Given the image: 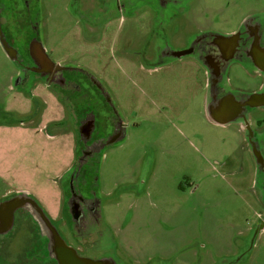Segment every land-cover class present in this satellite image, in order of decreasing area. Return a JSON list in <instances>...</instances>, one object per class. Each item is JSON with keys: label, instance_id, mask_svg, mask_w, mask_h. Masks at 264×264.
<instances>
[{"label": "rangeland", "instance_id": "1", "mask_svg": "<svg viewBox=\"0 0 264 264\" xmlns=\"http://www.w3.org/2000/svg\"><path fill=\"white\" fill-rule=\"evenodd\" d=\"M37 1L47 55L91 75L106 98L99 97L103 117L114 114L124 127L100 150L83 188L84 198L97 201L93 229L108 241L109 255L121 264H264V232H257L264 187L249 131L212 120L201 61L156 60L168 41L178 48L230 36L247 20L263 23L264 0ZM107 11L110 19L99 22ZM1 18L19 36L20 16ZM17 75L0 41V115L11 119L0 122V199L27 193L71 240L66 189L70 182L74 194L80 143L74 114L40 80L15 87ZM228 80L242 93L263 82L239 63L230 65ZM30 230L0 237V264H43L28 260L37 245Z\"/></svg>", "mask_w": 264, "mask_h": 264}, {"label": "flooded vegetation", "instance_id": "2", "mask_svg": "<svg viewBox=\"0 0 264 264\" xmlns=\"http://www.w3.org/2000/svg\"><path fill=\"white\" fill-rule=\"evenodd\" d=\"M0 7L1 17L4 14L10 17H13L14 14H18L21 18L19 36L14 35L11 27L9 29V24L12 23L13 25L14 23L12 20L8 22V28L4 29L2 25L6 39L15 50L13 63L18 72V75L14 78L15 85H18L19 88H24L31 85L34 81L40 80L47 86L53 87L60 99L67 103L74 114L72 120L76 123L80 143L77 162L72 170L71 182L73 181L72 190H74V194L71 193L70 182H68L66 189L67 200H70V204H66L67 217L65 218L72 231V239H66L62 235L59 230V223H54L52 220L51 223L55 226L65 242L70 247L74 248L81 257L94 260L111 257L109 255L110 247L108 241L100 240L98 230L93 229L99 218L97 201L92 197L84 198L83 188L85 187V183H88V179L95 168L100 150L114 139L115 141L118 140L124 132V127L119 118L114 114L111 116V121H107L103 117L102 103H100L99 97L102 96L104 99L106 98L104 92L99 88L98 83L91 75L78 69H61L56 65H52L47 57H43L40 54L39 43L41 40L38 35L39 11L37 0H0ZM123 7H125V5H123ZM118 9L121 10L118 5L113 7L116 13ZM100 11L101 9L98 12ZM97 19L101 21L104 19L109 20L110 15L107 11L104 18L97 17ZM260 36L262 37V30L260 31L258 26L251 28L245 35V40H247L243 45L245 49L249 50L251 53H255L254 47L258 44ZM208 42L203 43L200 41L198 43L197 38V40L193 42L194 44L190 43L188 48L185 46L175 48L172 44L170 45V41H168L167 45L158 49L156 60L164 63L167 60H171L172 62L175 61V59H181L182 57H179V53L185 50L192 51L196 54L198 53V47L203 49V46H210ZM250 71L254 73V70L250 69ZM250 71H248V73H250ZM257 75L262 76L263 82L258 90L247 92L248 94L264 92V74L259 72ZM257 111H263L262 113H264V107L251 109L249 115ZM3 118L4 115H0V122H2ZM254 123L256 128H253L250 137L253 144L258 146L264 156V116L261 119H257ZM90 124L93 125V132L88 137L87 131L91 128ZM80 128L83 130V134L81 133V135L79 133ZM244 129H246L245 125ZM77 179L78 183H76ZM261 184L264 187V172L261 173ZM15 195H6L0 199V202L7 201ZM28 219L31 222H28ZM24 225L28 230L31 227L30 233H32V236L37 237L38 240H36V248L29 253L28 260L38 259L37 261L43 264H57V262L51 261L48 258L50 234L42 233V228L27 210L19 209L15 212L12 229L6 234L1 232L6 229V226L3 222L0 223V237H11L14 231H17L20 226ZM257 227V232L264 228V216L258 221ZM43 237L47 238L44 239ZM240 258L238 260H240ZM116 261L118 264H121L117 259Z\"/></svg>", "mask_w": 264, "mask_h": 264}, {"label": "water", "instance_id": "3", "mask_svg": "<svg viewBox=\"0 0 264 264\" xmlns=\"http://www.w3.org/2000/svg\"><path fill=\"white\" fill-rule=\"evenodd\" d=\"M258 26L262 30V37L260 36L258 44L254 47V52L251 53L245 49L244 42L246 33L253 27ZM214 39V40H213ZM0 41L6 51L8 57L14 61V48L9 44L1 23V7H0ZM209 43L210 46H203V49L198 47V61H201L206 67L209 75L210 85V102L220 100L217 95L218 89L222 88L221 84L224 83L228 69L232 63H240L245 67L256 70L264 74V22H255L247 20L236 33L226 37H200L199 42ZM39 52L43 57H47L52 65H56L47 55L42 43H39ZM259 45V46H258ZM192 51H182L179 57L192 55ZM61 69H66L61 65H56ZM227 98H233L234 106L230 107L232 115L229 117L228 122H241L246 126L249 131V136L252 134L248 115L251 109L264 107V92L263 93H242V92H228ZM210 117L215 123H220L217 116L209 110ZM93 124V123H92ZM88 129V137L93 132V125ZM83 132L80 128V135ZM83 134V133H82ZM250 144L253 147V152L257 160L258 172H264V156L262 155L258 146L254 145L251 137L249 138ZM67 205L70 200H67ZM19 209L27 210L33 219L38 222L42 228V233L50 234V245L48 247V258L57 264H118L114 257L101 258L98 260L81 257L77 251L70 247L65 240L60 236L55 226L52 225L51 219L47 216L45 211L38 205V203L26 193H18L13 198L0 202V223H4L6 229L1 232L6 234L12 229L14 222L15 212ZM264 231V228L260 230ZM44 239L47 237H43Z\"/></svg>", "mask_w": 264, "mask_h": 264}, {"label": "crops", "instance_id": "4", "mask_svg": "<svg viewBox=\"0 0 264 264\" xmlns=\"http://www.w3.org/2000/svg\"><path fill=\"white\" fill-rule=\"evenodd\" d=\"M80 2V1H79ZM79 2L77 3V2H75V4L74 5H76V7H77V5H78V7H77V10H78V8L80 9L83 5L80 3L79 4ZM101 11H103V10H101ZM99 20V22H105V21H108V20H106V19H104V20H100V19H98ZM94 22V21H93ZM92 25V24H91ZM92 27V26H91ZM194 41H191L190 43L191 44H194L193 43ZM190 43L188 44V46H185V47H189L190 46ZM198 53H192V55H189L190 57H188L187 59L188 60H193L194 62H198ZM183 58V57H182ZM175 59V61H178V62H180L181 60H183V59ZM11 60V59H10ZM185 60V59H184ZM12 61V60H11ZM13 62V61H12ZM166 62H170V63H173L174 61H172L171 62V60L170 61H166ZM165 63V62H164ZM56 64V63H55ZM197 64V63H196ZM56 65H58V64H56ZM247 72L248 71H250V69H248V68H246L245 66H243V65H241ZM230 68V67H229ZM229 70V69H228ZM207 71V70H206ZM205 73H207L208 74V71L207 72H205ZM254 73H256V74H259V72L258 71H256V70H254ZM208 76V80H207V85H205V88L207 87V89L209 90V93H207L206 94V101H207V106H208V110H210L212 113H214L216 116H217V118H218V121L220 122V123H216V124H218L219 126H222V127H227V126H229V125H231V124H233V123H238V122H228L229 121V117H230V115H232L231 113H232V111H231V109H230V107L232 106H234V101H233V98L231 99H229V98H227V96H229V95H227L228 94V92H235V93H237L236 91H234L233 90V88L230 86V84H229V80H228V72H227V75H226V77H225V82L224 83H222L221 84V87L222 88H220V89H218V92H217V95H218V97L220 98V100H218V101H216V102H213V103H211L210 102V85H209V75H207ZM13 80H14V78H13ZM35 82V81H34ZM15 87H17L18 89H21V88H19L18 87V85H15ZM24 88H26V87H24ZM1 115H4V118H3V122H10V118L7 116V115H5L4 113H1ZM248 119H249V123H250V127L252 128V126L254 125V122H252V120H251V118H250V115L248 116ZM32 120V119H31ZM30 120V121H31ZM239 124H242L241 122H239ZM242 126L244 127V124H242ZM244 129V128H243ZM27 194V193H26ZM66 202H67V200H66ZM262 202L264 203V199H262ZM262 232H264V231H262Z\"/></svg>", "mask_w": 264, "mask_h": 264}, {"label": "built area", "instance_id": "5", "mask_svg": "<svg viewBox=\"0 0 264 264\" xmlns=\"http://www.w3.org/2000/svg\"><path fill=\"white\" fill-rule=\"evenodd\" d=\"M258 217H259V218H262V215H259Z\"/></svg>", "mask_w": 264, "mask_h": 264}]
</instances>
